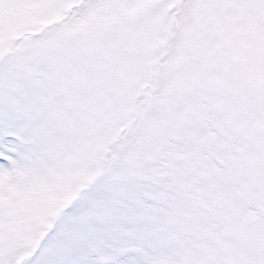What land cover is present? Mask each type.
<instances>
[{
  "label": "snow or ice",
  "instance_id": "1",
  "mask_svg": "<svg viewBox=\"0 0 264 264\" xmlns=\"http://www.w3.org/2000/svg\"><path fill=\"white\" fill-rule=\"evenodd\" d=\"M0 264H264V0H0Z\"/></svg>",
  "mask_w": 264,
  "mask_h": 264
}]
</instances>
